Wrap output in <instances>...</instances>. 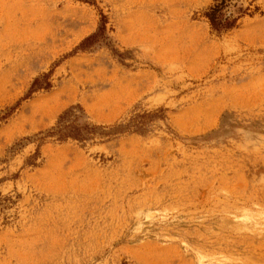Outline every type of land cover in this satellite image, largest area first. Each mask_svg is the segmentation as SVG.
Instances as JSON below:
<instances>
[{"label": "rangeland", "instance_id": "374dc122", "mask_svg": "<svg viewBox=\"0 0 264 264\" xmlns=\"http://www.w3.org/2000/svg\"><path fill=\"white\" fill-rule=\"evenodd\" d=\"M213 1L0 0V264H264V0Z\"/></svg>", "mask_w": 264, "mask_h": 264}, {"label": "trees", "instance_id": "16d2710c", "mask_svg": "<svg viewBox=\"0 0 264 264\" xmlns=\"http://www.w3.org/2000/svg\"><path fill=\"white\" fill-rule=\"evenodd\" d=\"M230 5H232L231 0H214L213 3H211L204 10L203 14L207 18L211 29L215 30L216 32L229 30L232 27L236 26L238 18L247 12V7L243 8L242 6H238L236 7V10L233 11L232 9H230ZM99 29H101V27H99ZM96 35L97 32L95 31L86 36L84 40H91L95 38ZM44 76L46 75L44 74ZM38 80V77L34 78L31 90H33L35 87L41 86V84L38 83ZM48 84L49 82L46 81L45 85ZM69 114L73 115L75 118L79 116V114H76L74 112ZM95 127V125H91L88 122H83L79 125L65 124L64 126L59 127L56 132L50 133H56L57 138L59 139H64L67 136H71L73 138L82 140L85 139L86 136L91 133Z\"/></svg>", "mask_w": 264, "mask_h": 264}]
</instances>
